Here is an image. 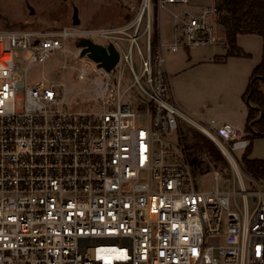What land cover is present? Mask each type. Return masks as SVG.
Here are the masks:
<instances>
[{"label": "built area", "instance_id": "built-area-1", "mask_svg": "<svg viewBox=\"0 0 264 264\" xmlns=\"http://www.w3.org/2000/svg\"><path fill=\"white\" fill-rule=\"evenodd\" d=\"M190 2L142 0L126 27L0 30V264H264V179L244 168L248 135L182 112L168 71L170 56L221 44L217 9L174 15L168 42L153 31L156 9ZM81 39L113 45L119 62L107 71ZM17 50L32 53L25 72L62 62L28 84ZM180 123L218 148L231 189H197Z\"/></svg>", "mask_w": 264, "mask_h": 264}, {"label": "rangeland", "instance_id": "rangeland-1", "mask_svg": "<svg viewBox=\"0 0 264 264\" xmlns=\"http://www.w3.org/2000/svg\"><path fill=\"white\" fill-rule=\"evenodd\" d=\"M141 2L142 0H0V30L49 33L75 27L74 9L79 11L81 24L76 27L81 31L126 27L136 18ZM214 7V0H191L188 5L169 6L162 13L156 9L153 31L157 39L162 35L168 42L174 35V15H184L187 12L198 15L202 9ZM214 21L218 43L223 45L194 48L191 56L185 53L186 57H183V53H178L168 58L179 102L178 108L196 122L216 120L245 131L248 105L238 97L245 84L246 70L244 67L238 68L233 65L234 61L227 60L225 31L218 25L217 17ZM98 41L105 43L103 40ZM17 52L16 76L26 80L28 84L44 80L62 62L60 57H53L44 65H31L29 71L25 72L32 53L29 50ZM226 60L229 62L228 65L222 63ZM129 79L125 80L127 85L132 83V78ZM260 90L264 92V81L260 84ZM180 127L186 143V155L188 153L190 160L193 158L197 160V164L190 163L197 189L209 191L215 189L217 185L222 189H231L233 183L229 164L212 161L206 150L195 152V143L204 144L206 137L187 123H180ZM173 150L177 152L178 159H186L183 152L175 148ZM251 157L264 160V137L254 140ZM215 170L222 173L218 183L214 179ZM245 182L248 191L256 190V187L250 186L247 180ZM234 187L237 191L240 190L237 182ZM240 201L241 197H237L236 202L241 204ZM252 202V198H249V203Z\"/></svg>", "mask_w": 264, "mask_h": 264}, {"label": "trees", "instance_id": "trees-1", "mask_svg": "<svg viewBox=\"0 0 264 264\" xmlns=\"http://www.w3.org/2000/svg\"><path fill=\"white\" fill-rule=\"evenodd\" d=\"M217 9V23L224 29L226 35L227 57H246L239 48V36L258 35L264 39V0H214ZM264 81V59L257 66L251 76L250 86L243 100L248 105L246 134L250 142L249 148L242 156L246 171L257 179H264V160L253 159V142L264 137V92L260 84ZM184 149L186 143L183 137ZM195 152L207 151V155L216 163L227 164L217 147L206 138L204 144L195 143ZM188 155V153H187ZM189 159V155H188ZM190 163L197 164L196 159H189Z\"/></svg>", "mask_w": 264, "mask_h": 264}, {"label": "crops", "instance_id": "crops-1", "mask_svg": "<svg viewBox=\"0 0 264 264\" xmlns=\"http://www.w3.org/2000/svg\"><path fill=\"white\" fill-rule=\"evenodd\" d=\"M237 43H238L239 48L246 54V57H227V60L234 61L232 63L233 65H236L238 68L244 67V69L246 70L245 71L246 73L244 74L245 84L243 85V89H242V91L238 97V98L243 100L244 95L246 94V92L250 86L251 76L253 74L254 69L263 62V59H264V39L258 35H245V36H239ZM220 45H223V44H220ZM220 45H216V46H220ZM211 47H215V46H211ZM192 50L193 49L184 50V51L179 52V53H183L184 54L183 57H186L185 53H187L188 56H191ZM226 50H227V48H226ZM226 56H227V52H226ZM227 60L225 62H222V63H224V65H228L229 62ZM169 63H170V61H169ZM169 63H168V71H169V75H170V79H171L172 92H173V96L175 98L177 105H179L178 98L176 96V92L174 89V84H173V80H172V73L170 71ZM238 101H239V99H238ZM232 126H234V125H232Z\"/></svg>", "mask_w": 264, "mask_h": 264}, {"label": "water", "instance_id": "water-1", "mask_svg": "<svg viewBox=\"0 0 264 264\" xmlns=\"http://www.w3.org/2000/svg\"><path fill=\"white\" fill-rule=\"evenodd\" d=\"M81 20L79 18V11L74 9L73 14V26H79ZM77 47L83 48L82 55L89 53L90 57L97 63H101V66L104 67L107 71H111L119 62V54L114 48L113 45H110L108 48L94 44L88 39H81L77 43ZM247 104H249V98L247 99Z\"/></svg>", "mask_w": 264, "mask_h": 264}]
</instances>
